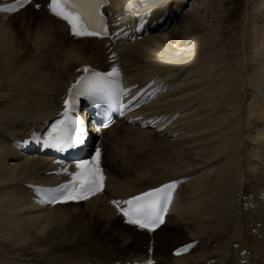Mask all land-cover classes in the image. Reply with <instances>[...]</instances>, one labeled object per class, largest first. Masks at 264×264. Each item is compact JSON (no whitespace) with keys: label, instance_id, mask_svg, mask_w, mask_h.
<instances>
[{"label":"bare ground","instance_id":"obj_1","mask_svg":"<svg viewBox=\"0 0 264 264\" xmlns=\"http://www.w3.org/2000/svg\"><path fill=\"white\" fill-rule=\"evenodd\" d=\"M226 1L204 0L194 9L201 0H115L109 12L127 24L167 11L172 18L165 32L118 45L73 38L45 9L33 11L35 22L0 12V264H264V0L250 3L231 30ZM235 30L242 39L231 48ZM182 36H195L184 49L190 57L173 44ZM116 65L131 84L155 79L168 90L109 130L90 129L108 176L102 196L53 209L32 204L27 186L56 185L47 174L52 161L24 157L12 144L47 130L77 69ZM142 114L163 117V131L130 122ZM160 153L186 165L170 170L157 162ZM176 178L185 181L155 233L126 225L109 205ZM190 243L188 255H172Z\"/></svg>","mask_w":264,"mask_h":264},{"label":"snow or ice","instance_id":"obj_2","mask_svg":"<svg viewBox=\"0 0 264 264\" xmlns=\"http://www.w3.org/2000/svg\"><path fill=\"white\" fill-rule=\"evenodd\" d=\"M32 0H16V5L0 9V11L14 12L30 4ZM110 3V0H50L49 10L56 17L66 21L72 34L77 37L107 36L108 26L106 16L102 8ZM37 8L40 6L35 5ZM91 76H84L74 85L76 93L70 94L65 101L63 118L52 125L45 141L51 147L60 150H69L79 147L85 143L86 130L84 121L73 118L70 113L75 110V97L87 95L94 102L98 100H119L125 94L122 87L121 75L117 68L111 72H97L85 68ZM115 78V79H113ZM112 121L104 124L107 127ZM39 139V137H35ZM76 171L69 173L72 181L62 185L58 189H40V195L45 202L56 203L69 200H87L90 196L101 192L104 188V174L101 168V152L95 151L94 157L90 160H81L75 165ZM181 181H173L160 188L133 197L123 203L127 207H121V203L113 201L118 211L125 217L126 223L135 225L139 229H146L154 232L164 223V215L173 200V194ZM192 245L179 249L176 255L187 251ZM145 264H154V261L147 260Z\"/></svg>","mask_w":264,"mask_h":264},{"label":"rangeland","instance_id":"obj_3","mask_svg":"<svg viewBox=\"0 0 264 264\" xmlns=\"http://www.w3.org/2000/svg\"><path fill=\"white\" fill-rule=\"evenodd\" d=\"M233 1V4L232 5H227L228 4V2L230 3V2H232ZM246 1V2H245ZM257 0H249V3H248V0H228V1H226V4H225V7H224V12H225V15H228V18H229V22H226V24H225V27L226 28H228L229 30H231L230 28H231V26L232 25H235V24H240L241 23V19H242V17H241V15L244 13V11L246 10V12H248V9L250 8L249 7V5H250V3H254V2H256ZM204 2V0H201V2H200V4L196 7H194V9H196V8H198V7H200L201 5H202V3ZM257 2H259V0L257 1ZM246 3H247V6H246ZM261 2H259V4H260ZM190 5H188L186 8H185V10L186 9H188V7H189ZM247 7V8H246ZM194 9L193 10H191V11H189L188 13H192L193 11H194ZM29 10V11H28ZM183 11V13H182V15L187 11ZM26 11V12H25ZM25 11H22V15H21V17H20V21H32V22H35V17H36V15H34V12L33 11H41V10H39L36 6L34 7V6H31L30 8H28L27 10H25ZM187 13V14H188ZM261 15H263L264 14V9H262V11H261ZM186 14V15H187ZM181 15V16H182ZM185 15V16H186ZM243 16V15H242ZM34 20V21H33ZM228 24H230V26L228 25ZM228 25V26H227ZM178 26V25H177ZM230 33H232V35L230 34ZM229 34L231 35H228V36H230V41H231V43H232V45H231V48H233L232 46H234V45H236L235 46V48L237 47V45L241 42V39H242V37L241 36H239V35H241V33L239 32V30H235L234 32H229ZM239 34V35H238ZM195 36H189V37H184V36H182V37H179L178 38V40L176 41V43H173L175 46H176V49L178 50V53H180V54H183V55H187V56H191L192 54H193V52H187V51H184V49L185 48H187V47H193L194 45H195V43H193V44H191L192 43V41H191V39H193ZM232 37V38H231ZM234 37V38H233ZM238 37V38H237ZM224 39V38H223ZM237 39V40H236ZM185 40H189V42L186 44V45H183L182 44V42L183 41H185ZM233 41V42H232ZM187 67H189L188 66V64H186L185 66H184V69H183V71H185V70H187ZM150 139V138H149ZM151 139L153 140V138L151 137ZM150 139V140H151ZM159 141V140H158ZM113 152V150H112V148H111V153ZM110 155V154H109ZM165 157L163 156V154H158V156H157V162H160V164H162V165H164V166H166L167 167V165H168V167H170V168H168V169H173L174 171H177V169H179L180 167H183V166H185L186 165V162L185 161H183L185 164H183L181 161L183 160H180V158L177 160V158H171V159H173V161L175 162H172L171 161V159H169V160H167L166 158L164 159ZM160 160V161H159ZM162 160V161H161ZM167 160V161H166ZM165 161V162H164ZM170 161H171V163H170ZM179 161V162H178ZM162 162V163H161ZM176 162H178V163H176ZM182 163V164H180L179 165V163ZM165 163V164H164ZM169 163V164H168ZM175 164V165H174ZM177 165H179L180 167H178ZM172 166H175V167H172ZM177 166V167H176ZM180 170V169H179ZM179 173V172H178ZM61 229H58V231L60 232V233H63V231L61 230ZM63 235H64V233H63ZM1 249V248H0ZM41 262H43V261H41Z\"/></svg>","mask_w":264,"mask_h":264}]
</instances>
